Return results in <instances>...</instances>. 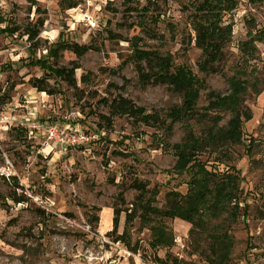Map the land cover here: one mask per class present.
I'll return each instance as SVG.
<instances>
[{
    "label": "rangeland",
    "instance_id": "rangeland-1",
    "mask_svg": "<svg viewBox=\"0 0 264 264\" xmlns=\"http://www.w3.org/2000/svg\"><path fill=\"white\" fill-rule=\"evenodd\" d=\"M61 1L0 0L2 92L8 93L10 101L31 99L38 108L37 119L56 123L65 135L85 136L74 145H57L46 153L41 152L39 136L28 139L20 131L6 135L2 146L16 174L14 183L0 178V264H212L211 259L219 264L214 258L217 253L226 255L220 264H264V0H237V7L225 14L232 36L214 73L199 71L200 49L193 42L190 46L181 42L192 30L188 16L193 0H92L91 5L79 0L73 8H65ZM87 11L96 21L93 28L82 19ZM37 18L43 19V25L36 37L38 47L32 49L24 29ZM253 36L254 50L245 54L241 44ZM59 37L98 50L80 57L59 51L58 66L71 61L79 65L78 88L60 82V92L50 95L30 86L28 79L43 71L27 62L31 56L45 55ZM135 47L170 55L173 66L186 65L203 79L206 89L196 102L199 111L207 105V90L228 91V79L237 66L244 65L245 77L258 81L259 91L249 89L244 97L250 119L243 124V134L253 142L251 156L243 144L197 154L204 163L222 160L239 170V209L234 216L229 209L208 214L202 228L179 218H164L165 230L173 237L170 246H151L153 234L148 226L157 223H140V209L124 238H117L132 203L151 196L150 192L141 196L129 184L140 181L155 189L157 207L166 205L168 191L184 193L191 170L175 171L177 155L172 145L182 142L189 130L204 135L209 121L184 117L165 132L128 116L114 117L110 127L99 119L97 115L107 114V108L98 99L119 91L146 111L158 112L168 123L169 111L181 104V94L167 84L139 79L131 59ZM82 73L85 82L80 81ZM114 85L122 88L115 90ZM23 110L19 107L17 112L22 115ZM221 115L220 126L229 118L228 113ZM13 197L22 201L15 202ZM115 209L121 213L114 229ZM211 233H226V248L218 250Z\"/></svg>",
    "mask_w": 264,
    "mask_h": 264
},
{
    "label": "trees",
    "instance_id": "trees-1",
    "mask_svg": "<svg viewBox=\"0 0 264 264\" xmlns=\"http://www.w3.org/2000/svg\"><path fill=\"white\" fill-rule=\"evenodd\" d=\"M134 0H126L131 3ZM256 1V0H251ZM65 8H73L79 5V0H62ZM237 7V0H193L192 12L189 14V25L191 32L187 37H182L181 42L190 46L194 43L196 48L201 51V60L197 63L198 70L204 73L216 72V65L223 58V51L230 42L232 36L231 24L224 19L225 14L230 13ZM43 25V19L37 18L32 27L27 26L24 34L30 42L31 48L38 47L36 37ZM13 29H11V32ZM185 36V35H184ZM260 38V37H257ZM255 37H251L241 44V51L251 54L254 50L253 42ZM68 50L76 57L84 55L89 50H98L97 47L88 43L70 42L61 40L60 37L54 40L49 46L45 55L40 57L31 56L27 65L38 66L43 74L33 76L28 79L32 88L37 91H44L47 94L60 92V82L68 87L77 90V79L75 71L79 65L71 61L68 65L58 66L56 59L59 51ZM131 59L136 62L139 79L142 82H152L154 84L165 83L173 91L181 94L182 102L178 107H173L166 119L156 111L148 112L143 106L137 105L133 100L124 96L120 91L98 99V102L107 108V114H98L99 119L105 121L110 127L112 119L117 116H128L137 123L155 128H162L169 132L172 123L183 120L184 117H197L206 119L209 125L205 129L204 135H195L193 131L186 132L185 139L173 144L177 159L174 169L178 173L191 170V175L186 182L187 188L184 193L173 190L166 193V205L157 207L153 204L155 189H149L145 183L133 181L129 184L131 188L138 190L141 196L150 192V197L139 198L132 203V209L126 212L123 232L117 238H124L127 226L135 218L136 209H140V223L149 224L151 221L156 225L148 226L152 230L153 239L150 244L152 247L157 245L170 246L173 237L165 230L162 220L164 218H179L189 222L192 226L202 228L205 224V217L210 214H219L224 210H230L232 216L239 209L240 202L237 198L239 184L242 179L241 173L234 166L219 160L216 164L204 163L197 159V154L208 148H223L228 144H243L244 152L251 156L253 142L250 137L243 134V124L250 119V113L244 107V97L249 89L258 92V81H251L247 76L248 72L244 65H239L234 69V73L229 77V88L226 93L207 90V105L202 111L196 107L200 91L206 89L203 79L197 76L186 65L173 66L170 55L163 56L157 51L134 48ZM52 61V62H51ZM143 61V65L142 62ZM51 62V63H50ZM83 73L80 81L87 79ZM52 80V83H50ZM122 85H114L115 90H120ZM10 101L8 93L0 94V105ZM221 112L229 114L225 125H219L223 119ZM171 123V124H170ZM101 128L103 125L97 123ZM105 125V126H106ZM220 146V147H219ZM15 202H21L22 198L13 197ZM246 203L243 204L245 215ZM121 211L114 210L113 228L118 225V218ZM98 220L96 217L94 221ZM212 244L218 247L224 246L227 241L226 233H211ZM214 254L215 251L213 250ZM224 253V252H223ZM226 255L217 253L214 258L217 262L224 263ZM212 264H216L213 259Z\"/></svg>",
    "mask_w": 264,
    "mask_h": 264
},
{
    "label": "built area",
    "instance_id": "built-area-1",
    "mask_svg": "<svg viewBox=\"0 0 264 264\" xmlns=\"http://www.w3.org/2000/svg\"><path fill=\"white\" fill-rule=\"evenodd\" d=\"M88 5L92 4V0H80ZM85 24L93 28L96 26L94 16L88 11L82 13ZM2 90L0 88V94ZM31 99H23V101H7L0 105V178L8 183H14L15 167L12 158L3 148L2 143L8 133L20 131L26 135V138H36L39 136L42 140L40 145L41 152L49 153L57 145L61 148L74 145L85 139L84 134L65 135L64 129L60 128L56 123L41 121L38 118V108L32 105ZM19 107H24L22 115L17 112Z\"/></svg>",
    "mask_w": 264,
    "mask_h": 264
}]
</instances>
